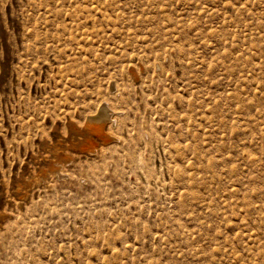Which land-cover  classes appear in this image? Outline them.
I'll return each instance as SVG.
<instances>
[{
    "label": "rangeland",
    "instance_id": "1",
    "mask_svg": "<svg viewBox=\"0 0 264 264\" xmlns=\"http://www.w3.org/2000/svg\"><path fill=\"white\" fill-rule=\"evenodd\" d=\"M0 264H264V0H0Z\"/></svg>",
    "mask_w": 264,
    "mask_h": 264
}]
</instances>
